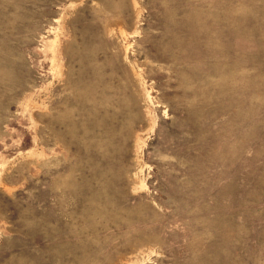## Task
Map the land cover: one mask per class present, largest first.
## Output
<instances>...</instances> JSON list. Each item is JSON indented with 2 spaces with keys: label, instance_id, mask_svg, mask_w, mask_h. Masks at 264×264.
<instances>
[{
  "label": "rangeland",
  "instance_id": "rangeland-1",
  "mask_svg": "<svg viewBox=\"0 0 264 264\" xmlns=\"http://www.w3.org/2000/svg\"><path fill=\"white\" fill-rule=\"evenodd\" d=\"M0 264H264V0H0Z\"/></svg>",
  "mask_w": 264,
  "mask_h": 264
}]
</instances>
